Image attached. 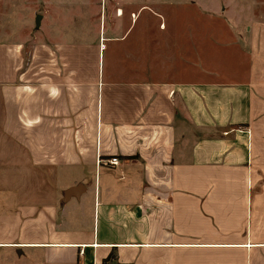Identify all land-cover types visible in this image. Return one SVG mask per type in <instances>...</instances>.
<instances>
[{
  "label": "crops",
  "instance_id": "0c3cea01",
  "mask_svg": "<svg viewBox=\"0 0 264 264\" xmlns=\"http://www.w3.org/2000/svg\"><path fill=\"white\" fill-rule=\"evenodd\" d=\"M100 7L96 53L0 79V264H264V23Z\"/></svg>",
  "mask_w": 264,
  "mask_h": 264
},
{
  "label": "rangeland",
  "instance_id": "374dc122",
  "mask_svg": "<svg viewBox=\"0 0 264 264\" xmlns=\"http://www.w3.org/2000/svg\"><path fill=\"white\" fill-rule=\"evenodd\" d=\"M198 1L200 41L202 35L215 37L218 30L226 33L220 34L221 38L229 37V29L233 35H244L247 25L264 23V0ZM102 3L104 0H0V79L7 80L12 86L26 80L30 82L32 68H46L48 56L54 57L55 53L68 50V46L65 49V45H69L66 42H75L82 45L79 50L96 53L99 23L103 19ZM105 5L104 19L108 24L115 0H105ZM165 10L168 17L174 19L171 21H178L183 30L182 22L190 19L189 15L176 8ZM37 15H40L38 24L35 23ZM214 22L220 27L212 25ZM178 23L171 25L176 28ZM209 40L201 43L203 50L209 49ZM229 53L222 55L224 63L237 66V56ZM61 59L59 65L64 61L63 56Z\"/></svg>",
  "mask_w": 264,
  "mask_h": 264
},
{
  "label": "built area",
  "instance_id": "2783aa9c",
  "mask_svg": "<svg viewBox=\"0 0 264 264\" xmlns=\"http://www.w3.org/2000/svg\"><path fill=\"white\" fill-rule=\"evenodd\" d=\"M103 161L106 163V164H110V165H115L118 163V159L116 157H111L109 159H103Z\"/></svg>",
  "mask_w": 264,
  "mask_h": 264
},
{
  "label": "water",
  "instance_id": "95a60500",
  "mask_svg": "<svg viewBox=\"0 0 264 264\" xmlns=\"http://www.w3.org/2000/svg\"><path fill=\"white\" fill-rule=\"evenodd\" d=\"M39 17H40V15H37L36 18H35V23H36V24L39 23Z\"/></svg>",
  "mask_w": 264,
  "mask_h": 264
}]
</instances>
